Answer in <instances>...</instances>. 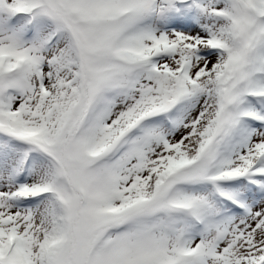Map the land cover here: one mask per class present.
Returning <instances> with one entry per match:
<instances>
[{"label": "snow or ice", "instance_id": "obj_1", "mask_svg": "<svg viewBox=\"0 0 264 264\" xmlns=\"http://www.w3.org/2000/svg\"><path fill=\"white\" fill-rule=\"evenodd\" d=\"M0 264H264V0H0Z\"/></svg>", "mask_w": 264, "mask_h": 264}]
</instances>
